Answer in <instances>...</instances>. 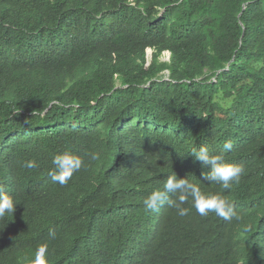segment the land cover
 I'll list each match as a JSON object with an SVG mask.
<instances>
[{"label": "trees", "instance_id": "obj_1", "mask_svg": "<svg viewBox=\"0 0 264 264\" xmlns=\"http://www.w3.org/2000/svg\"><path fill=\"white\" fill-rule=\"evenodd\" d=\"M226 140L229 190L191 156ZM174 174L240 218L146 211ZM0 195V264H264V0H0Z\"/></svg>", "mask_w": 264, "mask_h": 264}, {"label": "clouds", "instance_id": "obj_2", "mask_svg": "<svg viewBox=\"0 0 264 264\" xmlns=\"http://www.w3.org/2000/svg\"><path fill=\"white\" fill-rule=\"evenodd\" d=\"M151 53V55L149 54ZM148 55L152 59L153 51L149 50ZM168 62L171 60L170 54ZM167 61V60H164ZM233 145L230 140L223 143L222 151L219 154H210L208 149L201 147L193 149L191 156L195 161H198L203 168L209 169L202 173L204 181L216 182L222 186L224 190H229L233 184H238L245 168L242 164H231L224 161L223 153L231 151ZM92 160L97 159L95 154H91ZM53 168L49 170L48 175L54 183L61 186H66L73 178L75 173H78L82 167H85L83 159L74 155L71 152L65 151L57 154L52 159ZM35 161H27L24 164L25 168H35ZM174 197V199H173ZM191 198L192 208L201 217H207L209 214H215L223 220L230 221L232 219H239L238 213L235 211L234 205L224 199L220 195H204L200 188L195 184L189 182L186 178H177L176 174L170 175L164 182L163 190L152 191L144 200L143 205L146 211L156 212L162 206L167 204L174 208L180 217L187 216L189 209L183 207L185 203ZM18 203L8 195H0V218L7 214H14L16 205ZM260 248V264H263L261 258V240ZM36 264H44V261L39 256L36 258Z\"/></svg>", "mask_w": 264, "mask_h": 264}, {"label": "rangeland", "instance_id": "obj_3", "mask_svg": "<svg viewBox=\"0 0 264 264\" xmlns=\"http://www.w3.org/2000/svg\"><path fill=\"white\" fill-rule=\"evenodd\" d=\"M150 55H151V53H149ZM164 60H169V57H168V55L166 56V57H164ZM113 147V146H112ZM113 150H114V148H113Z\"/></svg>", "mask_w": 264, "mask_h": 264}, {"label": "bare ground", "instance_id": "obj_4", "mask_svg": "<svg viewBox=\"0 0 264 264\" xmlns=\"http://www.w3.org/2000/svg\"><path fill=\"white\" fill-rule=\"evenodd\" d=\"M152 243V242H151ZM155 244V243H154Z\"/></svg>", "mask_w": 264, "mask_h": 264}]
</instances>
